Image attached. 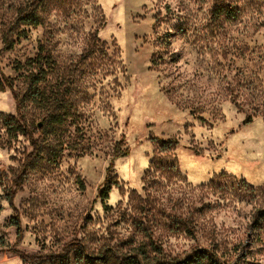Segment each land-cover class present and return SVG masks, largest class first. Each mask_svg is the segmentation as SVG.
Segmentation results:
<instances>
[{"label":"rangeland","instance_id":"374dc122","mask_svg":"<svg viewBox=\"0 0 264 264\" xmlns=\"http://www.w3.org/2000/svg\"><path fill=\"white\" fill-rule=\"evenodd\" d=\"M26 4L0 0V70L38 149L0 119V264H35L13 250L58 254L73 240L92 259L71 253L70 264H103V247L148 242L136 227L166 258L206 248L225 264H264V222L253 223L264 196L252 200L240 186L264 189V0H45L39 26H13ZM93 33L108 66L97 58L73 70ZM0 113L16 115L9 91ZM169 139L178 145L159 154ZM121 142L129 155L113 162L102 202ZM155 157L167 170L151 181ZM22 170L19 238L6 195Z\"/></svg>","mask_w":264,"mask_h":264},{"label":"trees","instance_id":"16d2710c","mask_svg":"<svg viewBox=\"0 0 264 264\" xmlns=\"http://www.w3.org/2000/svg\"><path fill=\"white\" fill-rule=\"evenodd\" d=\"M45 0H26L27 4L26 7L18 12L16 19L14 21L13 26H20V27H37L39 26V18H38V10L42 6ZM8 46V44H7ZM102 58L101 65L98 66L99 69L106 68L108 66L107 62L110 60H106L108 58L106 44L102 43L97 34L93 33L88 40V43L85 49L82 51L80 56L75 62L73 70H77L80 67L86 66L89 61L92 59ZM44 58L38 57L35 60L29 62L31 67H36L35 69L41 67V60ZM41 75V73H39ZM29 90L31 91V96L33 99L40 98L38 92V85L41 80H39L36 76H29ZM9 91L15 103V116H7L0 113V119L4 122L7 126L8 131L11 133L12 137L16 136H23L28 138L30 141L31 146L33 147L34 151H37V142L34 139L35 128L34 126H28L23 118L22 115V104L19 100L18 94L16 93L14 83L11 79L6 77L2 71L0 70V92ZM42 100V99H41ZM63 100H54V104L56 107L61 109L63 106ZM66 112V111H63ZM64 115H60L54 118V120L58 123H61L63 120ZM252 118L248 117L245 119L244 124L251 123ZM178 145L177 141L174 139H169L167 141H158L159 154H165L172 152L175 147ZM129 155V149L124 148L123 143H119L115 146L113 158L110 162L107 175H108V182L107 186L104 190L99 194V197L102 199V202L108 200V195L111 191L112 184V169L114 165V161L119 158L127 157ZM33 157V155H30ZM166 166L161 162L160 158H153L149 169L147 171V177H150L152 181L154 179V174L157 171H164L167 170ZM168 169L170 171L173 169V165L170 166ZM150 172H153V175H150ZM212 183V182H211ZM23 184V170L19 173L17 179L13 182V186L7 192V202L9 206L13 209L14 215L11 219V224L16 228L17 235L20 238L22 235L20 221L18 217L17 210L14 208L13 201L18 190L21 188ZM241 188L245 189L246 195L249 196L250 199L254 200L258 196V194L264 196V189H256L251 186L246 185L245 183H241ZM264 222V207H259L255 210V214L253 217V223L256 225L258 223ZM136 225V224H135ZM136 229L144 235V238L148 240V242H142L140 244L134 245L131 242L129 245H126L127 248L125 251H117L113 248L103 247L95 259L103 264H225L222 260L218 257L215 251L206 249V248H196L193 249L188 255H186L182 259H170L164 257V254L161 248L151 240L149 236L146 235V231L140 229V227H136ZM183 231L190 237H194L193 228L189 227L188 224L184 225ZM14 256L18 257L21 261L25 263H44V262H54L59 261L60 264H70V255L71 253H75L76 256L83 257V255H87V247L84 245L82 241L73 240L63 246L61 251L58 254H50V255H27L25 253L19 252L17 250H13L12 252ZM87 260L92 259V257L87 255Z\"/></svg>","mask_w":264,"mask_h":264},{"label":"water","instance_id":"95a60500","mask_svg":"<svg viewBox=\"0 0 264 264\" xmlns=\"http://www.w3.org/2000/svg\"><path fill=\"white\" fill-rule=\"evenodd\" d=\"M38 127H40V124L38 125Z\"/></svg>","mask_w":264,"mask_h":264}]
</instances>
